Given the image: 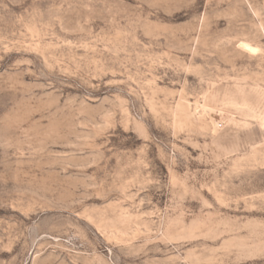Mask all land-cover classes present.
<instances>
[{
	"label": "rangeland",
	"instance_id": "rangeland-1",
	"mask_svg": "<svg viewBox=\"0 0 264 264\" xmlns=\"http://www.w3.org/2000/svg\"><path fill=\"white\" fill-rule=\"evenodd\" d=\"M0 264H264V0H0Z\"/></svg>",
	"mask_w": 264,
	"mask_h": 264
},
{
	"label": "bare ground",
	"instance_id": "bare-ground-1",
	"mask_svg": "<svg viewBox=\"0 0 264 264\" xmlns=\"http://www.w3.org/2000/svg\"><path fill=\"white\" fill-rule=\"evenodd\" d=\"M242 45H243V47H244L245 49H247L248 51L253 52V51L256 50V47H255V46H252V45H250V44L243 43Z\"/></svg>",
	"mask_w": 264,
	"mask_h": 264
}]
</instances>
